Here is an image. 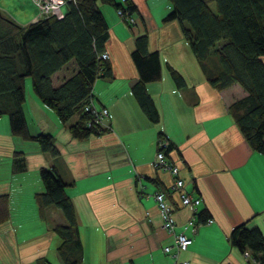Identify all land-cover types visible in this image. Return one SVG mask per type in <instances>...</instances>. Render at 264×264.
<instances>
[{"label":"crops","instance_id":"crops-1","mask_svg":"<svg viewBox=\"0 0 264 264\" xmlns=\"http://www.w3.org/2000/svg\"><path fill=\"white\" fill-rule=\"evenodd\" d=\"M131 2L138 10L130 26L114 7L101 6L109 25L105 52L113 78L96 80L92 100L108 109L106 132L85 141L73 138L69 125L77 116L61 123L26 82L28 128L33 135H52L59 155L52 159L35 142L13 136L9 118L0 117V196H10L11 214L0 225V264H38L40 258L62 264L53 228L66 225L64 217L53 208L42 217L35 201L44 192V167L57 170L69 184L83 243L80 264H249L231 245L230 232L247 222L264 235V155L250 148L229 115V107L246 91L237 84L221 91L211 86L209 80L221 69L219 58L193 56L179 22H164L173 9L169 0ZM22 18L24 22L16 21L23 26L36 22V15ZM144 33L150 52L158 51L161 58L162 80L146 86L160 113L159 124L147 119L132 91L139 79L132 59L135 37ZM169 67L180 72L184 88L177 89ZM75 71L71 62L52 76V84L61 86ZM160 131L174 144L169 157L179 166L187 191L202 199L198 212L208 210L213 220L201 225L193 243L177 256L163 249L173 245V235L194 215L170 194L173 176L152 164ZM15 152L25 157L23 171L15 169ZM156 192L173 198V235L163 229ZM32 225L40 227L26 234Z\"/></svg>","mask_w":264,"mask_h":264},{"label":"trees","instance_id":"trees-1","mask_svg":"<svg viewBox=\"0 0 264 264\" xmlns=\"http://www.w3.org/2000/svg\"><path fill=\"white\" fill-rule=\"evenodd\" d=\"M64 16L48 17L23 26L0 7V117L9 118L13 136L35 142L52 159L59 155L55 138L47 133L33 135L24 115L27 78L36 96L58 116L61 123L77 120L69 125L73 138L85 141L106 132L109 126L91 123L93 115L86 106L93 101V88L99 78L112 79L113 71L107 59L100 56L108 41L109 25L101 6L124 9L134 16L138 8L126 0H64ZM173 5L164 22L178 21L185 41L193 56L205 61L215 54L220 72L209 80L218 91L233 84L241 86L247 95L233 102L229 115L255 152L264 155V0H169ZM215 4V10L211 8ZM129 26L130 24L126 22ZM132 59L139 79L132 87L136 102L151 123L159 124L160 113L151 95L148 83L162 80L159 52H150L146 33L135 37ZM219 43H223L219 46ZM74 62L76 71L69 79L55 87L52 76ZM170 68V67H169ZM170 76L177 89L186 86L179 71L170 68ZM105 122V121H104ZM168 142L159 132V141ZM169 143V142H168ZM174 144L169 143L168 156ZM15 169L23 171L25 157L14 154ZM44 192L37 193L35 201L42 217L49 208L59 210L66 225L53 228L60 239L57 249L62 264H80L83 243L73 201L67 193L69 185L53 168L40 169ZM170 191V190H169ZM171 194V193H170ZM168 199L172 203V197ZM10 196H0V225L9 221ZM206 224L211 219L208 210L195 214ZM229 241L243 253L250 254L251 262L264 264V235L257 227L241 223L229 234ZM38 264H51L40 258Z\"/></svg>","mask_w":264,"mask_h":264},{"label":"built area","instance_id":"built-area-1","mask_svg":"<svg viewBox=\"0 0 264 264\" xmlns=\"http://www.w3.org/2000/svg\"><path fill=\"white\" fill-rule=\"evenodd\" d=\"M126 0H121V2H125ZM35 7L39 10L38 16L36 17L35 21L37 22L38 19L41 18H48V17H56L62 18L64 16V11L62 9L63 5L65 4L64 0H33ZM117 15L125 22H128L130 25L135 22V17L129 15V12L122 9L117 10ZM100 58L107 59L108 54L107 52H103ZM86 111H90L91 115H93V120L89 125L92 123L98 125H104V121L109 116L108 109L102 108L93 104V101H90L86 106ZM158 150L156 153L155 159L152 161V164L159 169L160 171H166L170 175L173 176V182L170 187V193L173 196H176L179 206L183 209L188 208L192 211L194 217L185 222L181 226L182 230L178 233H175V227L177 223L173 217L174 209L172 207L171 201L168 199V196L164 194V192H156L153 194V197L156 201V206L159 209L160 217L163 220V229L165 228L173 235L174 243L173 245L165 246L163 249L167 253L175 252L176 256L182 251H185L188 246L193 243V238L198 230V228L203 225L197 220V216L195 214L198 212L199 207L202 203V199L200 197H193L186 189L185 180L181 177L180 168L173 160L165 154V150L168 148L169 143L165 140L158 141ZM213 222L212 219H209L206 224H211ZM187 232L190 236L187 235ZM244 257L251 262L250 254L248 252L243 253ZM180 264H191L190 261L181 262ZM252 264H260L259 262H252Z\"/></svg>","mask_w":264,"mask_h":264},{"label":"rangeland","instance_id":"rangeland-1","mask_svg":"<svg viewBox=\"0 0 264 264\" xmlns=\"http://www.w3.org/2000/svg\"><path fill=\"white\" fill-rule=\"evenodd\" d=\"M0 7L1 9L6 12L11 18L14 20H19L21 22H24L25 19L22 18V16H26V14L36 15L38 16L39 10H37V7H35L33 0H0ZM211 7L215 9V4L211 3ZM36 8V11H35ZM63 11H66L64 5L62 7ZM21 18V19H19ZM26 83H28V87L31 85V79L27 78ZM30 84V85H29ZM32 88V85H31ZM31 94L33 93V89L31 91ZM37 227H40L39 225H32L29 227H26V234L29 232H34Z\"/></svg>","mask_w":264,"mask_h":264}]
</instances>
